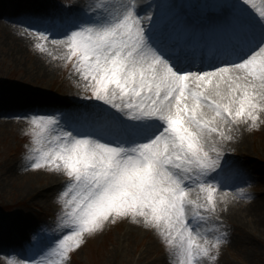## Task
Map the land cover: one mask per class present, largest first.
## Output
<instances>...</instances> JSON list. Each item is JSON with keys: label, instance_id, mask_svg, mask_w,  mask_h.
<instances>
[{"label": "snow or ice", "instance_id": "1", "mask_svg": "<svg viewBox=\"0 0 264 264\" xmlns=\"http://www.w3.org/2000/svg\"><path fill=\"white\" fill-rule=\"evenodd\" d=\"M156 7L94 0L43 30L21 23L39 40L62 37L50 42L90 103L23 117L30 167L67 181L55 228L32 236V258L8 264H65L86 235L122 217L154 230L174 264L217 259L226 233L216 194L243 177L227 142L240 125H264V0L190 6L199 16L179 11L170 28Z\"/></svg>", "mask_w": 264, "mask_h": 264}, {"label": "rangeland", "instance_id": "2", "mask_svg": "<svg viewBox=\"0 0 264 264\" xmlns=\"http://www.w3.org/2000/svg\"><path fill=\"white\" fill-rule=\"evenodd\" d=\"M152 1L157 5L159 21H167L173 8L167 6L169 2L176 5L175 13L199 2H214ZM93 2L0 0V227L9 238L0 249V264H8L9 258H27L25 249L32 236L41 228H55L62 210L60 195L67 181L62 173L30 167V125L23 117L72 110L90 103L84 99L79 76L63 59L65 49L61 46L54 50L51 46L52 38L62 37L39 40L34 31L26 33L20 25L23 22L43 30L50 21L70 18ZM197 10L195 7L198 17ZM37 43L44 44L47 51L41 52ZM238 128L234 139L227 142L230 151L226 155L237 164L250 160L256 171L250 168L252 174L247 176L245 172L234 184V193L244 189L242 197L229 198L225 204L219 200L220 193L216 194V223L223 225L226 242L220 246L217 259L206 264H264V125ZM232 191L224 189L223 193ZM192 195L195 198L196 193ZM65 264H174V257L154 230L133 222L131 217H122L86 235L84 242L69 253Z\"/></svg>", "mask_w": 264, "mask_h": 264}, {"label": "bare ground", "instance_id": "3", "mask_svg": "<svg viewBox=\"0 0 264 264\" xmlns=\"http://www.w3.org/2000/svg\"><path fill=\"white\" fill-rule=\"evenodd\" d=\"M143 2H145V3H154V1H152V0H143ZM172 6V3H168V5L167 6ZM158 17H159V15H157ZM160 23H161V25H163L165 28H169V26L168 25H165V21H160ZM36 37V36H35ZM28 41L30 40L28 37H25ZM51 46H53V47H55V49L54 50H56L58 47L60 48L61 46H58V45H53V44H51ZM3 103L4 104H6V101L4 102L3 101ZM12 109H14V107L12 106ZM15 112H17L18 110H14ZM18 114V113H17ZM245 160V159H244ZM245 163L246 164H242V163H238V165H239V167L242 169V171H243V175H244V173L245 172H247V176L248 175H251L252 173H251V171L249 170L250 168H254L255 166L253 165V163L250 161V160H247V161H245ZM237 164V163H236ZM244 165H245V167H244ZM255 169V171H256V168H254ZM52 182L54 183V180H52ZM228 194H229V198L231 197V195H233L234 194V192L232 191L231 193L230 192H227ZM234 201V200H233ZM230 204H231V202H230ZM27 226V225H26ZM5 230H6V228H5ZM8 237H7V235H6V233L5 232H3V229L0 227V249H2L3 248V246H5L6 245V241L7 240H9V238L7 239Z\"/></svg>", "mask_w": 264, "mask_h": 264}]
</instances>
